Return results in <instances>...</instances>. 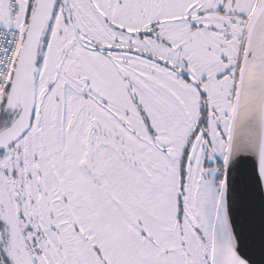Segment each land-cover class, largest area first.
<instances>
[{
	"label": "snow or ice",
	"instance_id": "snow-or-ice-1",
	"mask_svg": "<svg viewBox=\"0 0 264 264\" xmlns=\"http://www.w3.org/2000/svg\"><path fill=\"white\" fill-rule=\"evenodd\" d=\"M0 264H264V0H0Z\"/></svg>",
	"mask_w": 264,
	"mask_h": 264
}]
</instances>
